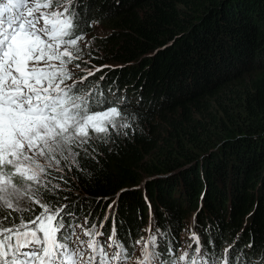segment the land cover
<instances>
[{
    "label": "trees",
    "instance_id": "obj_1",
    "mask_svg": "<svg viewBox=\"0 0 264 264\" xmlns=\"http://www.w3.org/2000/svg\"><path fill=\"white\" fill-rule=\"evenodd\" d=\"M77 2L86 4L76 9L85 24L95 17L107 28L97 45L110 44L96 62L111 63L98 65L88 89L124 100L132 127L127 137L94 143L83 173L65 168L62 184L71 190L60 192L68 197L60 203H78L79 217L91 212V222L107 215V234L115 218L131 239L150 213L172 244L201 203L203 242L214 248L236 238L235 248L254 245L251 262L261 258L264 0Z\"/></svg>",
    "mask_w": 264,
    "mask_h": 264
},
{
    "label": "snow or ice",
    "instance_id": "obj_2",
    "mask_svg": "<svg viewBox=\"0 0 264 264\" xmlns=\"http://www.w3.org/2000/svg\"><path fill=\"white\" fill-rule=\"evenodd\" d=\"M76 9V0H0V264H236L231 248L217 260L195 233L193 251L173 256L151 221L147 238L133 240L115 218L106 234L107 215L79 223L82 206L60 203L65 168L83 173L94 143L132 127L124 100L79 87L100 68L76 78L88 63L83 27H92Z\"/></svg>",
    "mask_w": 264,
    "mask_h": 264
},
{
    "label": "rangeland",
    "instance_id": "obj_3",
    "mask_svg": "<svg viewBox=\"0 0 264 264\" xmlns=\"http://www.w3.org/2000/svg\"><path fill=\"white\" fill-rule=\"evenodd\" d=\"M84 1H87V0H84ZM81 8H82V11L84 12L85 8H86V4L82 3V2L80 4L78 3L77 9H81ZM87 23H91L92 27H87L89 29V31L84 33L86 36V40L84 42H82L81 47L84 51V59L86 61H88V63H82L81 64V71L79 73H77V75H76L77 79H79L81 76L85 75L86 72L89 71V69H91V67H92L91 64L95 65L92 67V70L95 69L96 67H98L99 62L98 61L96 62V59H99V57L103 53V50L107 49L110 46V44H108V43L105 45H97V43H99L100 39H102V37L107 35V28L105 27L104 23L97 21V19H95V17L88 19L86 21V24ZM84 28L85 27H83V29ZM84 44H87V47H84ZM107 62L111 63L109 61H107ZM108 63L105 62V63L100 64V65H106V64L108 65ZM86 83H87V80L82 85H79V87L82 90H87V91L91 92L92 89L91 88L88 89V84H86ZM157 123H158L157 128L161 127L162 125H165L164 122L157 121ZM57 182H61L60 184L62 185L63 190L64 189L67 191L71 190V188L68 185L62 184L63 181H57ZM110 205H113V202H111ZM201 205L202 204L199 203L198 209L188 211L186 213L185 216H187V218L184 219V221H183L185 224L183 225V227H180V230H182V231L177 230V232H176V239L173 243V245L175 246V251L173 253H171V255L179 256L180 254H182L186 250L190 251V252L193 251V249H189V247H188L190 244L194 243V241L191 239V236L193 233H195L196 235H198L201 238L202 232L198 230L199 219L197 221V215H196V214H198L199 210L201 209ZM38 211H39V208L37 206V212ZM248 212L249 213L252 212V207H250ZM247 215H249V214H247ZM83 220H84V216H80L78 222L83 223ZM150 221L153 222V217L150 213H147V217H146V220L144 221L143 227L141 228V230L139 231V234L136 237L135 236L132 237L133 240L140 239L141 237H144L145 239L147 238L149 233L146 230L149 228ZM153 223H155V222H153ZM105 229H106L105 233L107 234L109 231V225H107L105 227ZM105 240H107V235L105 236ZM221 242L223 243V245H217V246H215L216 248L215 247L213 248L210 243H209L210 244V246H209L208 243L204 242V246L209 251H211V250L214 251L213 256L217 260L222 259L224 254H225V250L230 249V248L233 251L234 258L239 257L242 259L240 264H258V262L261 259V258H255L256 260L254 262H251V260L253 259V256L254 257L256 256L255 252L250 253L249 257L246 258L248 251L251 249V247H249V245L246 246V245H241V243H238L239 246L237 248H235V246L237 245L236 244L237 243L236 238L229 240V237H228L226 240H223ZM250 245H252V244H250ZM140 255H141L140 247H136L134 249V253H133L131 259L134 261L138 257H140ZM236 264H238L237 260H236Z\"/></svg>",
    "mask_w": 264,
    "mask_h": 264
}]
</instances>
